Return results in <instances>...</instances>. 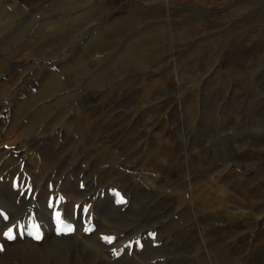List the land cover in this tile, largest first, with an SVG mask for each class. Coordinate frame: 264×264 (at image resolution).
<instances>
[{"label":"rangeland","instance_id":"rangeland-1","mask_svg":"<svg viewBox=\"0 0 264 264\" xmlns=\"http://www.w3.org/2000/svg\"><path fill=\"white\" fill-rule=\"evenodd\" d=\"M0 6V264H264V0Z\"/></svg>","mask_w":264,"mask_h":264},{"label":"crops","instance_id":"crops-1","mask_svg":"<svg viewBox=\"0 0 264 264\" xmlns=\"http://www.w3.org/2000/svg\"><path fill=\"white\" fill-rule=\"evenodd\" d=\"M2 0H0V2H1ZM3 1H5V0H3ZM13 4V2L12 1H10L9 2V5L11 6ZM9 11H7L6 10V8H2L1 6H0V13H1V16H5V17H8V16H10L11 17V15L8 13ZM0 21L1 22H3L2 21V18L0 17Z\"/></svg>","mask_w":264,"mask_h":264},{"label":"bare ground","instance_id":"bare-ground-1","mask_svg":"<svg viewBox=\"0 0 264 264\" xmlns=\"http://www.w3.org/2000/svg\"><path fill=\"white\" fill-rule=\"evenodd\" d=\"M158 1V0H157ZM158 2H160V1H158ZM1 14V13H0ZM1 18H2V21L3 22H5V21H7L8 19H10V16H8V17H5V16H0Z\"/></svg>","mask_w":264,"mask_h":264},{"label":"built area","instance_id":"built-area-1","mask_svg":"<svg viewBox=\"0 0 264 264\" xmlns=\"http://www.w3.org/2000/svg\"><path fill=\"white\" fill-rule=\"evenodd\" d=\"M158 1H169V0H158Z\"/></svg>","mask_w":264,"mask_h":264}]
</instances>
